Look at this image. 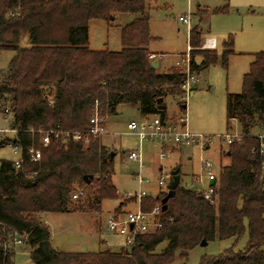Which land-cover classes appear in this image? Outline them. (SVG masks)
<instances>
[{"label": "trees", "instance_id": "trees-1", "mask_svg": "<svg viewBox=\"0 0 264 264\" xmlns=\"http://www.w3.org/2000/svg\"><path fill=\"white\" fill-rule=\"evenodd\" d=\"M116 13L138 15L121 27V48L90 49L89 20L110 22ZM25 36L28 44L21 45ZM152 39L145 0H0V49L14 52L0 69V109L9 117L8 129L17 130L0 139V146L22 148L18 167L14 160L0 161V264H14L10 240L16 237L30 245L35 264H174L177 259L185 264L188 251L202 240L232 238L234 245L245 231L244 248L203 255L199 264H264V156L253 132L264 131V50L253 54L240 92L226 94V119L236 118L241 133L222 151L230 162L210 185V199L179 180L173 195L165 191L141 199L144 211L161 204L160 226L137 234L128 249L63 252L51 245L41 213L98 212L104 199L117 198L115 152L92 136L86 142L53 137L43 147L38 134L28 130L85 131L95 103L107 117L121 103L165 117V97L172 95L183 109L184 74L179 67L159 71L151 66ZM202 39L201 28L192 26L188 45L195 73L218 59V51L201 48ZM222 47L220 60L226 65L231 38ZM30 144L40 148L39 161L29 160ZM162 242L165 246L156 251Z\"/></svg>", "mask_w": 264, "mask_h": 264}, {"label": "rangeland", "instance_id": "rangeland-1", "mask_svg": "<svg viewBox=\"0 0 264 264\" xmlns=\"http://www.w3.org/2000/svg\"><path fill=\"white\" fill-rule=\"evenodd\" d=\"M149 18V32L153 37L149 49L157 52L153 58H160L162 70L178 67L174 64L185 53L188 46V25L178 20V16L189 14L191 25L199 24L204 36L213 37L217 46L211 50L218 51L216 62L199 70L197 81L192 84V93L186 97L185 114L190 132L207 135L211 138L208 148L186 146L171 148L164 158L159 156V145L156 142L144 141L141 144L143 166L139 169L137 161L129 160L126 154L131 149L138 148V138L130 133L126 124L129 120H138L141 113L135 104L121 103L116 112L107 117V132L100 136L103 144L115 152L113 159L112 184L117 189V198L104 199L98 212H51L45 215L50 232V242L53 248L63 252L86 251L98 252L106 248L112 251L128 249L124 236L116 232L106 231V222L113 215L114 208L121 200L128 204L127 209H136V203L125 198L126 193H134L139 189L146 191L149 197L154 198L165 192V186L156 182L160 174L168 180L170 170L177 165L180 168L181 184L186 187L193 174L200 173V161L209 159L213 162V172L217 175L220 165V152L227 145L220 140V135L240 134L241 124L236 118L226 119L225 103L227 93H237L242 89V76L249 69L253 54L264 50V0H145ZM207 8L210 11L202 14V21L197 18V8ZM227 7L226 12H213L214 8ZM212 9V10H211ZM136 14L116 13L110 21L91 19L88 22V46L93 50H119L121 27L132 21ZM203 36V37H204ZM232 40L233 53L228 56L227 64L223 65L220 53L224 41ZM203 39L201 40V48ZM27 37L21 39V45H27ZM208 49V48H205ZM14 52L9 49H0V69H5ZM155 54V53H154ZM160 54V56H158ZM181 54V55H180ZM199 62L200 56L194 57ZM180 68V67H179ZM158 69V68H157ZM165 104L170 117L183 113L178 108L177 98L172 95L165 97ZM9 117L0 109V129L8 127ZM261 130L255 129L258 134ZM12 135L9 131L2 136ZM169 150V149H168ZM222 154V153H221ZM18 154L14 153L8 144L0 146V161L15 160ZM225 159H222L223 164ZM161 165V170L159 169ZM222 167V166H220ZM220 170V169H219ZM149 178L142 186L137 175ZM219 173V172H218ZM202 185L206 184L203 179ZM164 190V191H163ZM130 203V204H129ZM18 238V237H16ZM247 241L245 231L241 238L233 245V239H214L205 245L198 244L188 251L185 264H199L203 255H217L224 249L233 247L235 250L244 248ZM14 264H35L30 258V245L21 242L14 243ZM165 242L156 247L161 250ZM176 260L174 264H181Z\"/></svg>", "mask_w": 264, "mask_h": 264}, {"label": "built area", "instance_id": "built-area-1", "mask_svg": "<svg viewBox=\"0 0 264 264\" xmlns=\"http://www.w3.org/2000/svg\"><path fill=\"white\" fill-rule=\"evenodd\" d=\"M178 20L186 23L188 27H191V16L189 14L178 16ZM203 48L212 49L216 47V41L213 37H204ZM190 46H187L186 52L176 61V65L180 67L184 74V79L181 83V89L183 91V98L192 92V84L197 81L196 74L190 69ZM156 56L154 53H149L148 57L153 59ZM159 56V55H158ZM183 113H179L175 118L162 117L159 113L151 114L148 118L142 120H129L126 124L127 130L136 135L138 138V148L131 149L127 152L126 157L129 160L138 162L139 169L143 166V156L141 152V144L144 141L156 142L160 146L159 156L164 158L167 155L169 147H186V146H198L202 149L208 148L211 138L203 134H195L189 131L187 126V118L185 114V107L180 108ZM15 134V129H0V139L3 138V134L7 132ZM30 133L38 134V140L43 147L50 143L51 138H61L63 141H84L86 142L89 136L100 137L107 132V116L102 115L98 109V103L94 104L93 113L89 118V126L85 131L77 130H53V129H29ZM259 139V151L264 156V131L256 134ZM6 136V135H5ZM4 136V137H5ZM240 134H224L220 135V140L227 146L235 140H239ZM12 147L14 153L19 157L14 160V164L18 167L20 165V155L22 148L20 145L8 144ZM27 154L30 161L36 162L41 158V150L38 147L30 144L27 147ZM264 163V158H263ZM212 162L209 159H202L200 161V173L193 175L190 178V182L187 188L196 189L199 191L205 199H210L213 193L210 186V180L215 176L212 170ZM206 179V184L202 185L203 179ZM137 180L142 186L143 183L149 182V178L138 173ZM159 186H165V191H168L167 184L168 179L160 174L156 180ZM77 192L73 194V198H76ZM149 196L145 190L139 189L134 193H126V199H132L136 203L137 207L134 210H129L121 215H111L106 222L107 232H116L124 236L127 245L131 246L134 241V237L140 233H146L154 230L160 226V214L161 204H156L150 211H144L141 209V199ZM20 238L14 239V243H21Z\"/></svg>", "mask_w": 264, "mask_h": 264}, {"label": "crops", "instance_id": "crops-1", "mask_svg": "<svg viewBox=\"0 0 264 264\" xmlns=\"http://www.w3.org/2000/svg\"><path fill=\"white\" fill-rule=\"evenodd\" d=\"M212 10V9H211ZM207 11H210V9H208V7L207 8H200V7H198L197 8V11L195 12V13H197V18H198V20H199V22L200 21H202V13H207ZM195 25H197V26H199V24H195ZM195 25H191V27L192 26H195ZM190 27V28H191ZM189 28V29H190ZM189 29H188V31H189ZM203 34V33H202ZM203 36H204V34H203ZM204 37H209V36H204ZM215 39V38H214ZM216 41V40H215ZM216 46H217V43H216ZM148 50H149V52H151V53H157V52H153V51H151L150 49H149V46H148ZM182 55L184 54V53H181ZM180 54V55H181ZM181 55V56H182ZM159 56H160V54H159ZM180 56V57H181ZM155 59H157V58H155ZM161 59V56H160V58H158L157 59V67L156 68H158L157 70H159V71H165V70H162V69H160V68H163V67H161V63H160V60ZM152 60H154V59H152ZM179 60V58L177 59V60H175V62H174V64H176V61H178ZM192 93V92H191ZM178 108L180 109V107L178 106ZM165 110H166V117H168V118H175V117H170L169 115H170V113H168V111H167V109L165 108ZM179 114V113H178ZM177 114V115H178ZM150 116V114H148V115H144V114H141V117H140V119H138V120H142V119H145V118H148ZM132 120V119H131ZM135 120V119H134ZM261 132V131H260ZM101 141H102V139H101ZM102 144H103V142H102ZM103 145H105L106 146V144H103ZM159 148H160V146H159ZM171 148H173L172 146L171 147H169L168 149V151L170 152V151H177V150H179L181 147H174V148H177V150L175 149V150H171ZM225 150V149H224ZM223 150V151H224ZM219 152H220V165H219V167H218V169H217V175H218V172H219V169H220V166H224V165H227L229 162H230V160H229V157L228 156H226V155H224V154H221L222 152H221V150H219ZM18 157H19V155H18ZM222 159H225V162L222 164L221 163V161H222ZM212 162V161H211ZM212 164H213V162H212ZM159 167V169L161 170V165H159L158 166ZM212 167H214V164H213V166ZM213 170V169H212ZM179 171H180V168H179ZM197 174V173H196ZM213 174H214V176H215V180H214V182L216 181V173L215 172H213ZM193 175H195V174H193ZM192 175V176H193ZM180 176V175H179ZM191 176V177H192ZM188 187V185L186 186V188ZM164 191V190H163ZM149 196H151V195H149ZM122 201V200H121ZM121 201H120V203H121ZM131 203H133V201H130ZM119 203V204H120ZM118 204V205H119ZM130 204V203H129ZM117 205V206H118ZM116 206V207H117ZM127 206H128V204H124L122 207H121V210H120V212H115V209H116V207L114 208V210H113V214L114 215H121V214H123L124 212H126V211H129V209H127ZM74 212H78V213H80V211H74ZM48 213H51V212H44V213H41L40 214V218H41V220L45 223V224H47V221L44 219V217H45V215H47ZM81 213H88V212H81ZM82 250H85V248L83 247L82 248Z\"/></svg>", "mask_w": 264, "mask_h": 264}, {"label": "water", "instance_id": "water-1", "mask_svg": "<svg viewBox=\"0 0 264 264\" xmlns=\"http://www.w3.org/2000/svg\"><path fill=\"white\" fill-rule=\"evenodd\" d=\"M151 66L154 68L157 67V59H154L151 61ZM179 180H180L179 166L175 165L170 170V178H169L168 184H167V189H168L167 197L170 195H173L176 186L179 184ZM213 183H214V179H211L209 184L212 185ZM167 197H165L163 199V202L166 200ZM206 243H207V241L202 240L199 244L205 245Z\"/></svg>", "mask_w": 264, "mask_h": 264}]
</instances>
